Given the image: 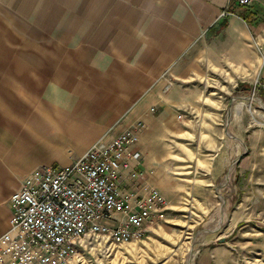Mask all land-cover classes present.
Masks as SVG:
<instances>
[{"label":"crops","instance_id":"obj_1","mask_svg":"<svg viewBox=\"0 0 264 264\" xmlns=\"http://www.w3.org/2000/svg\"><path fill=\"white\" fill-rule=\"evenodd\" d=\"M257 78L264 0H0V237L11 194L37 167L70 165L139 124L130 151L158 188L179 114L204 110L213 80L243 92ZM229 116L225 129L239 127L242 113Z\"/></svg>","mask_w":264,"mask_h":264},{"label":"rangeland","instance_id":"obj_2","mask_svg":"<svg viewBox=\"0 0 264 264\" xmlns=\"http://www.w3.org/2000/svg\"><path fill=\"white\" fill-rule=\"evenodd\" d=\"M233 83L213 80L204 110L179 114L176 158L157 188L168 202L164 220L141 240L74 264H264V80H244L243 92ZM236 109L239 127L226 130Z\"/></svg>","mask_w":264,"mask_h":264},{"label":"built area","instance_id":"obj_3","mask_svg":"<svg viewBox=\"0 0 264 264\" xmlns=\"http://www.w3.org/2000/svg\"><path fill=\"white\" fill-rule=\"evenodd\" d=\"M140 126L101 137L70 165H42L28 175L9 199L0 264H74L86 252L141 240L162 222L167 199L138 169L141 153L130 151Z\"/></svg>","mask_w":264,"mask_h":264},{"label":"trees","instance_id":"obj_4","mask_svg":"<svg viewBox=\"0 0 264 264\" xmlns=\"http://www.w3.org/2000/svg\"><path fill=\"white\" fill-rule=\"evenodd\" d=\"M241 16H245L243 13H240ZM246 17V16H245Z\"/></svg>","mask_w":264,"mask_h":264}]
</instances>
